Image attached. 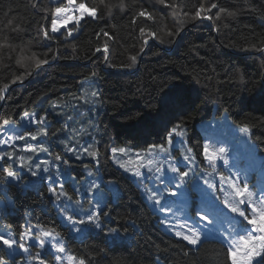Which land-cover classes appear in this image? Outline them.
I'll return each instance as SVG.
<instances>
[{
	"label": "trees",
	"instance_id": "1",
	"mask_svg": "<svg viewBox=\"0 0 264 264\" xmlns=\"http://www.w3.org/2000/svg\"><path fill=\"white\" fill-rule=\"evenodd\" d=\"M76 1L96 15L57 34L51 22L56 8L66 6V1L0 0V106L4 100L0 126L5 120L19 123L25 113L37 111L38 117L47 113L53 119L49 134L56 133L53 150L65 155L56 140L62 137L67 117L76 112L75 104L86 100L85 87L91 77L96 82L93 89L98 87L107 101L104 108L91 113L96 135H104L98 145L99 174L87 178L82 164L96 163L89 157L70 160L67 176L75 179L63 187L72 199L85 204L92 195L86 192L91 181L115 183L119 194L107 198L115 219L105 230L128 233L131 242L111 244L105 231L86 233L82 238L69 233L60 209L48 195L47 180L31 185L28 176L19 185L5 183L12 204L0 222L16 237L29 224L59 231L65 251L78 264H231L227 246L219 239L210 238L194 247L166 231L142 186L138 188L133 177L111 161L110 148L132 146L141 151L165 143L166 130L177 124L186 127L189 142L195 145L203 137L198 128L201 122L227 115L235 125L250 127L264 155V52L258 51L264 48V0ZM141 11L145 15H139ZM132 56L137 57L136 63L127 67ZM38 61L47 63L35 72ZM16 83L23 85L7 92ZM53 102L58 105L55 111ZM65 103L71 107H63ZM129 112L143 119L139 123L128 119ZM78 113L86 116V112ZM109 139L114 143L109 145ZM26 145V140L18 142L16 150L29 155L23 151ZM5 179L0 173V180ZM74 181L81 186V195ZM22 184L28 187L23 189ZM55 187L60 190L59 185ZM4 198L0 190V200ZM37 251L34 248L32 255ZM39 259L58 264L49 245ZM0 260L4 264L23 261L10 258L2 245Z\"/></svg>",
	"mask_w": 264,
	"mask_h": 264
},
{
	"label": "snow or ice",
	"instance_id": "2",
	"mask_svg": "<svg viewBox=\"0 0 264 264\" xmlns=\"http://www.w3.org/2000/svg\"><path fill=\"white\" fill-rule=\"evenodd\" d=\"M68 3L73 5V0H68ZM212 7H216V5L213 4ZM84 8V4H79V9L83 10ZM221 11L223 12L224 9H221ZM56 12L64 13L65 9L57 7ZM91 14L93 16L96 15L94 11ZM83 15L84 12L81 11V16ZM139 15L143 16L145 13L141 11ZM199 15L198 11L196 16L198 17ZM228 15L232 16L234 14L229 12ZM66 19H68V14H65ZM79 19L80 17L75 18L77 24ZM58 22L62 21L54 19L51 22L53 33L58 31ZM143 31L144 29H141V32ZM45 38H50L47 33ZM96 51L99 52L100 49L97 48ZM107 51L108 45L105 44L104 52L107 53ZM258 51L264 52V48H260ZM105 59L107 61V57ZM136 60L137 57L132 56V64L127 65V67L135 65ZM44 63H47V61H38L36 67L39 69L41 64ZM109 67H114V65L109 64ZM92 76L94 77L95 73ZM88 80L91 81L89 83V88H91L96 82L91 77ZM86 95L88 99L85 100V103L92 105L88 109L89 112L96 108L102 109L107 104V101L103 98V92L98 87L96 90L86 93ZM51 107L55 111L58 105L53 102ZM63 107H71V105L65 103ZM27 115V113L24 114L25 117ZM21 118L23 119L24 117ZM127 118L135 119L137 123L143 119L139 113L133 114L131 112L127 114ZM69 119H72V117H69ZM224 120H228L227 115ZM30 122L43 123L45 126L50 125L47 113L40 115L38 120L33 115ZM8 123V120L4 121V124ZM234 124L235 122L233 121L229 127ZM182 127V124H177L171 130H166L165 143L151 144L141 151H136L132 146L111 147V156L109 158L123 172L131 174L133 182L138 188L143 187L145 199L152 204L153 209L164 214L159 223L167 231L171 232L174 227L173 221L169 219L168 214L172 213L175 216L173 208H177L184 215L179 222L180 230H176L174 234L188 245L198 246L204 242L207 236L214 235L219 238L222 244L227 246L226 250L231 264H264V159L260 161L261 178L256 185L251 187L248 168L241 167L242 161H247L249 164L254 162L258 151L256 140L259 138L253 139L248 125H236L237 130L245 138L235 148L233 153L229 147L224 146L227 144L226 140H218L217 146L211 143L215 133L211 122L203 129L207 135L201 137V142L195 145L190 144L186 127H183V131H178ZM61 131L70 132L73 130L65 122ZM52 135L55 136L56 133ZM28 136L32 141H36L38 136L48 137V134L42 127L35 134L28 133ZM85 136L88 139L81 143ZM97 136H99V139H97ZM176 137H179V139H175ZM11 139L24 140L25 136L14 135ZM50 140L51 138L48 137L40 141L41 146L39 147H33L29 144L27 149L30 153L29 155L18 152L15 144L11 146L12 151H9L7 150V142L0 141V144H5L4 148H0V173H3L6 177L5 180H0V184L16 181L17 185H19L21 181H24L25 176L39 177L40 181L46 179L49 182V197L54 199L57 207L62 212H68L69 207H71L72 197L64 190L63 184L66 179H75V177L61 175L59 171L53 173L50 169L52 167L58 169L59 164H64L71 168L70 160L65 158L70 153L77 161H83L85 156L96 161L91 166L88 164H82V166L87 176L98 175L99 157L101 156L98 145L104 142V135L99 133L92 135L86 129H80L71 142L59 141L63 145L65 155L53 153L50 147L43 146L48 144ZM107 143L111 145L114 140L109 139ZM38 152L48 154L52 157L51 160L40 161L36 155ZM134 162H138L135 167L132 166ZM91 169L96 171L94 172ZM209 169L211 170L210 172ZM41 173H47V176ZM53 185H59L60 190L57 191V188ZM24 187H28V185L25 184ZM79 190V188L75 189L77 192ZM86 192L92 193V196L89 198L90 207L87 210H83V215L81 216L76 211V207L82 208L80 201H76V207L72 209L71 214L62 215L61 217L67 222L64 227L67 228L69 233L73 231L76 233L85 231L90 233L93 230L104 232L107 223L115 219V216L112 215L110 202L103 196L100 183L95 180L91 181L86 188ZM229 197L231 198L229 199ZM218 202L228 210L233 219L240 221L238 230H225V233H220L218 229L204 227L205 225L217 223L218 217L215 209L218 206ZM9 204L11 205L12 202L9 201ZM81 225L84 227H80ZM39 233H41V230L38 227H33L29 224L19 231L18 237L5 238L4 235H0V242L9 249L15 247L24 253H28L29 247H26V240L37 242L40 249L45 247V241ZM108 233H116L118 235L119 230L111 228L108 229ZM51 235L52 232L50 231H42L43 237ZM54 236L55 238H60L61 233L55 231ZM234 237H238L239 242ZM48 243L50 250H55L56 253L65 251L64 245L59 243V241L53 243L50 240ZM39 255L40 253H37V256ZM0 264H4V261L0 260ZM40 264H43L42 260ZM80 264H84V262L81 261Z\"/></svg>",
	"mask_w": 264,
	"mask_h": 264
},
{
	"label": "rangeland",
	"instance_id": "3",
	"mask_svg": "<svg viewBox=\"0 0 264 264\" xmlns=\"http://www.w3.org/2000/svg\"><path fill=\"white\" fill-rule=\"evenodd\" d=\"M52 1L54 3L66 1V3H67L66 6L61 7V8L65 9V12L64 13H57L56 12V15H55V19H57L58 21H62V22H58V24H57L58 31L55 32L57 34L61 33L63 30L68 29L72 26L80 25L81 22L86 17H94L91 14L92 10L88 9L86 6L83 10L79 9V3H77L76 0H73V5H69L68 0H52ZM81 11L84 12L83 16H81ZM65 14H68V19H66V20H65ZM76 17H80L78 24L76 23V20H75ZM72 34H74V32H72ZM85 88L84 89L86 90L87 93H90L91 91L95 90V89H93V86L91 88H89V86H86ZM84 98L88 99V96L86 95V97L84 96ZM90 107H92V105L86 104L85 101H83L82 103H79V104H75L74 108H75L76 112H73L71 114V116L67 117L68 118L67 123L69 124L70 128L73 131H70V132L62 131V137L58 138L56 140L57 147H59L62 151H63V145L61 143H59V141L63 140L65 142H71L73 140V137L77 136L80 129H86L92 135H96V132L94 131V122L92 121V114L94 113L95 109H93V111L89 112L88 109ZM78 111L86 112V116L82 115V117H80ZM33 115H35V117L38 120V112L34 111L31 113H28V115L26 117L23 116L24 118L21 119V121L17 124L16 123H8V124H3L2 126H0V141H6L7 142V150H9V148L13 144H16L18 142V140L11 139L12 136L22 135L23 132L26 130H35L38 128L34 132L29 131V132L25 133L24 136L26 138V143L31 144L33 147H39V146H41L39 143L40 141L50 137L51 138L50 142L46 145H43V146H48V147H50V149L53 153H58L57 151L53 150V135H50L49 131H48V128L51 126L53 119L49 118L50 125L45 126L43 123H40V124L31 123L30 121H31V118L33 117ZM225 116H223L221 118L214 117V118H211L209 120L203 121L198 125V128L204 137L207 135V133H205L203 131V129L208 126L209 122H211L213 129H215V133L213 134V139H212L211 143L214 146H217L218 140H226L227 144H225L224 146L229 147V149L231 151H233V153H234L235 148L240 145L241 141L245 137L241 132H239L237 130L235 124L232 125V127H229V125L232 124V121L229 118L227 121H225L224 120ZM69 117H72V119H69ZM42 127L47 132L48 137L38 136L36 141H32L30 139V137L28 136V133L35 134ZM86 139H88L87 136H85L81 140V143H83L84 140H86ZM4 147H5V144H0V148H4ZM26 148L28 149V146ZM36 155L38 157H40L39 158L40 161L51 160V158H52L51 156H49L48 154L43 153V152H38ZM65 158H67L69 160H73V161L75 160L74 157H72L70 153L67 154V156ZM262 159H264V155L260 154L259 151H257V154L255 156V160L252 164H249V162H247V161H242V163H241V167L248 168L250 187L253 185H256L261 178L260 161ZM59 165H61L62 168L67 166L64 164H59ZM210 171L211 170L209 169V172ZM233 171H235V169H233ZM60 174L63 175L62 171L60 172ZM225 174H227V173H225ZM91 177L87 176V178H91ZM29 178H30L29 183L31 185L32 184L38 185L40 182L39 177H29ZM217 179H218V177H217ZM68 180H70V179H66L65 182H67ZM8 183H13V184L17 185L16 181H9ZM100 186H101L103 196L106 199L109 197V194H111L113 197H117V195L119 194V190H118L117 185L115 183L101 182ZM73 187H74V189L79 188L80 190L77 193L79 195H81V186L76 184V182L74 181ZM0 190L2 192H4V194H5V198L0 200V219H1L8 211H10L11 205L9 204L10 199L7 197V193H6L7 192L6 184H0ZM90 196H92V195L90 194ZM230 198L231 197H229V199ZM76 201H78V200L72 199L71 207H69L68 212H62V210L60 209V213H61L60 217H62V215L71 214L72 209L74 207H76V203H75ZM80 204L82 205V208L76 207V211L79 212L80 215L82 216L83 210H87L90 207V203L88 201L85 204L80 202ZM156 212H158V211H156ZM173 212L175 213V216H173L172 213H169L168 217H169V219H171L173 221L174 227H173V230L171 232H169V231L168 232L175 235L174 234L175 231L180 230L179 229V222L183 219L184 213L182 211H179L177 208H173ZM215 212H216V215L218 217L217 223H215L213 225H205L204 227L218 229L220 233H225V230H238L239 229L240 221L233 219L232 216L229 214L228 210L219 202H218V206L215 209ZM158 213L163 218L164 214L160 213V212H158ZM61 220L64 224L67 223L62 218H61ZM80 227H84V226L81 225ZM163 228L165 229V227H163ZM108 229H111V228H108ZM108 229L105 230V233H106V235L109 239V242L111 244L120 245V244H129L131 242V236L128 233L119 232L118 235L116 233L109 234ZM40 230H41V233H39V234H41V238L45 241V245H49L48 242L50 240L53 243H56L57 241H59V243L63 244L62 239L61 238H55L53 232H52L51 236L43 237L42 231H46V230H42V229H40ZM29 231H31V229H29ZM98 232H100V231L99 230H93L90 233H98ZM72 233L75 236H77L78 238H82L86 233H89V232L85 231L83 233H76L75 231H73ZM0 235H4L5 238L16 237L10 229H6L4 232H1ZM210 238L219 239L217 236L209 235L204 240H207ZM234 239L237 242H239V240H237V239H239L238 237H234ZM25 244H26V247H29L28 253H24L15 247L12 249H9V248H7V246L3 245L2 242H0V245L3 246V248L8 253L10 258H16V257L22 258L23 261L20 262L19 264H32L33 260H34V264H40L41 261L39 259V256L41 255V253L45 247L43 249H40L38 246V243L33 241V240H26ZM194 247H196V246H194ZM34 248H37L38 251L34 255H32V251ZM53 252L55 253L56 258H57V256L59 257L57 259L58 264H78L71 255L67 254L66 251H64L63 253H56L55 250H53ZM37 253H40V255L37 256ZM69 257H71V259H69ZM43 264H45V263L43 262Z\"/></svg>",
	"mask_w": 264,
	"mask_h": 264
},
{
	"label": "crops",
	"instance_id": "4",
	"mask_svg": "<svg viewBox=\"0 0 264 264\" xmlns=\"http://www.w3.org/2000/svg\"><path fill=\"white\" fill-rule=\"evenodd\" d=\"M27 114H28V113H27ZM21 119H22V118H21ZM20 121H21V120H20ZM37 129H38V128H37ZM37 129H35V130H26V131L23 132L22 135L24 136L25 133H27V132H29V131L34 132V131H36ZM25 140H26V138H25L24 140H18V142H19V143H20V142L22 143V142H25ZM18 142H17V143H18ZM17 143H16V144H17ZM26 147H27V145H26L25 147H23V151H25L26 153H28ZM137 163H138V162H134L132 166L135 167ZM60 170L62 171V174H63V175H65V176L68 175V171H69V170H68V166L62 168V167L59 165V168H58V169H57L56 167H52V168L50 169V171L53 172V173H56L57 171H59V173H60ZM66 170H67V171H66ZM130 175H131V174H130ZM21 182H22V181H21ZM46 182H47V184H49L48 181H46ZM24 185H25V184H22V188H23V189H26L27 187H24ZM53 186H55V185H53ZM148 203H149V202H148ZM149 204H150V203H149ZM150 205H151V204H150ZM151 207H152V205H151ZM152 208H153V207H152ZM170 220H171V219H170ZM165 230H166V229H165ZM166 231H167V230H166ZM237 240H239V239H237Z\"/></svg>",
	"mask_w": 264,
	"mask_h": 264
},
{
	"label": "water",
	"instance_id": "5",
	"mask_svg": "<svg viewBox=\"0 0 264 264\" xmlns=\"http://www.w3.org/2000/svg\"><path fill=\"white\" fill-rule=\"evenodd\" d=\"M40 70V68L39 69H37L35 72H37V71H39ZM19 85H23V83H16V84H13L12 86H10L8 89H7V92H9L13 87H16V86H19ZM44 100H42L41 102H43ZM3 103H4V100H3V102H2V105H3ZM2 105L0 106V112H1V109H2Z\"/></svg>",
	"mask_w": 264,
	"mask_h": 264
},
{
	"label": "built area",
	"instance_id": "6",
	"mask_svg": "<svg viewBox=\"0 0 264 264\" xmlns=\"http://www.w3.org/2000/svg\"><path fill=\"white\" fill-rule=\"evenodd\" d=\"M6 229H7L6 224L3 222H0V233L4 232ZM5 263L8 264L7 261H5Z\"/></svg>",
	"mask_w": 264,
	"mask_h": 264
}]
</instances>
